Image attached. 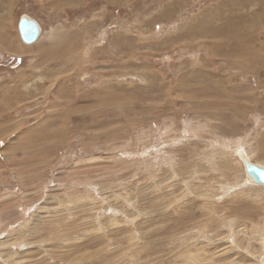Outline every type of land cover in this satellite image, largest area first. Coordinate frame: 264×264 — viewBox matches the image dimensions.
<instances>
[{
  "label": "rangeland",
  "instance_id": "374dc122",
  "mask_svg": "<svg viewBox=\"0 0 264 264\" xmlns=\"http://www.w3.org/2000/svg\"><path fill=\"white\" fill-rule=\"evenodd\" d=\"M241 155L264 0H0V264H264Z\"/></svg>",
  "mask_w": 264,
  "mask_h": 264
},
{
  "label": "water",
  "instance_id": "95a60500",
  "mask_svg": "<svg viewBox=\"0 0 264 264\" xmlns=\"http://www.w3.org/2000/svg\"><path fill=\"white\" fill-rule=\"evenodd\" d=\"M40 25L37 20L27 15L21 16L17 24L21 40L25 44L36 42L40 34ZM241 158L248 180L256 185L264 186V165L251 161L244 155H241Z\"/></svg>",
  "mask_w": 264,
  "mask_h": 264
},
{
  "label": "bare ground",
  "instance_id": "6f19581e",
  "mask_svg": "<svg viewBox=\"0 0 264 264\" xmlns=\"http://www.w3.org/2000/svg\"><path fill=\"white\" fill-rule=\"evenodd\" d=\"M40 32H41V29H40ZM38 39V38H37Z\"/></svg>",
  "mask_w": 264,
  "mask_h": 264
}]
</instances>
